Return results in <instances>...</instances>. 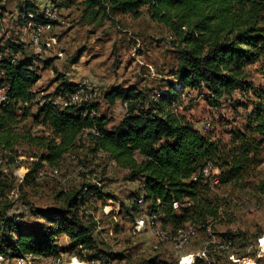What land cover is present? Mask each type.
<instances>
[{"label":"trees","instance_id":"1","mask_svg":"<svg viewBox=\"0 0 264 264\" xmlns=\"http://www.w3.org/2000/svg\"><path fill=\"white\" fill-rule=\"evenodd\" d=\"M81 1L83 12L91 20H95L97 14L101 18H110L116 13L137 17L141 7L146 6L150 17L162 23L176 41L179 66L175 74L179 80L184 86L205 88L214 99L231 94L239 86H248L244 72L247 65L258 64V72L264 77V0ZM26 4L20 13L25 19L28 10L38 8L29 1ZM31 13L33 17L29 20L42 23L41 15ZM2 18L0 11V20ZM18 53L20 58L15 57ZM36 61L35 56L25 53L22 43L8 40L7 47H0V89H5L7 97L6 102L0 103V159L4 164L18 166V157L24 155L19 149L21 145L40 150L27 157L30 161L22 183H32L43 168H58L67 154L85 150L95 156L101 152L126 170V180L140 183L141 195L137 198L143 203L150 202L148 212L154 221L159 218L162 230L173 234L189 223L202 230L212 227L221 207L216 198L214 201L206 195V187L196 172L211 160L219 168L221 182L235 184L249 162L251 145L255 149L253 139L227 151L211 136H201L189 120L171 111L170 104L180 93L173 85L159 90L155 100L129 86L113 87L105 94L108 104L120 99L126 103V108L112 128L106 127L105 116H97L92 111V103L82 102L60 110L48 98L53 96L50 92L41 96L45 99L40 104L38 91L32 90L39 79ZM73 87L75 84L61 80L54 92L73 90ZM255 97L256 103L246 115V125L250 131L263 134L264 91L256 93ZM24 101L27 107L18 113L19 104ZM32 106L36 108L34 113L29 112ZM35 126L39 131L33 130ZM87 129L95 134L83 132ZM242 135L245 138L246 133ZM194 174L195 180L192 179ZM260 189L264 195V182ZM58 197L61 204L56 207L32 209L34 215L52 226L51 229L28 226L19 215L9 213L7 206L0 204L1 257L57 256L54 238L61 234L69 238L70 249H76V260L82 263L109 264L111 258L120 256L121 253L106 255L94 236L98 220L84 208L92 200L105 202L115 197L88 181L59 193ZM184 199L188 205L177 215L172 207L178 208V202ZM136 203L126 209L128 215L137 210ZM164 220L175 224L190 221L179 228H168ZM154 262L151 259L146 264ZM194 264L205 263L196 259Z\"/></svg>","mask_w":264,"mask_h":264},{"label":"rangeland","instance_id":"2","mask_svg":"<svg viewBox=\"0 0 264 264\" xmlns=\"http://www.w3.org/2000/svg\"><path fill=\"white\" fill-rule=\"evenodd\" d=\"M28 1L37 4L38 8L27 13L34 12L39 16L40 7L46 4H54L57 11L54 21L44 27L46 32L40 30L38 46L44 48V53L36 54L30 44L29 29L35 31L38 23L20 15ZM0 9L3 13L0 47H7V41L13 40L23 44L26 54L35 56L39 80L32 90L38 91V99L42 93L52 92L56 96L62 90L54 92L61 77L65 83L75 86L82 83V79H88L96 87L93 88L94 99L89 102L94 106L91 109L97 116H105L106 127L112 128L125 113L120 99L114 104H108L105 99V94L113 87L129 86L155 100L159 90L170 89L173 85L180 93L170 104L171 111L189 120L201 136H211L227 151L241 146L245 140L253 139L256 143L255 149L251 145L253 151L249 153V162L235 184L221 182L219 172L220 183L201 182L206 187V195L214 201L216 198L221 208L212 227L203 230L199 227L190 238L184 249L186 255H191L188 261L175 252L170 239L157 244L154 231L162 225L159 218L154 221L150 216V202L143 203L137 198L141 195L140 183L126 180V170L117 167L101 152L95 156L85 150L67 154L58 168H43L38 178L24 184L22 178L30 161L27 157L40 150L21 145L19 149L24 155L18 157V166L0 164V204L6 205L9 213L19 215L28 226L51 229L52 226L34 215L32 209L56 207L61 204L59 193L88 181L115 197L84 205L85 212L98 220L99 227L94 236L106 255L121 253L111 258L109 264H146L151 259L154 264H194L196 259L205 264H264V195L260 189L264 182V132H252L246 125V115L256 103L255 94L264 91V77L258 72V64L247 65L244 69L248 86H239L231 94L214 99L205 88L184 86L179 80L175 74L179 66L176 41L162 23L150 17L146 6L141 7L137 17L116 13L110 18H101L97 14L95 20L83 12L81 0H0ZM20 56L18 53L15 57ZM54 99H50L52 104ZM35 109L32 106L29 112L34 113ZM33 130L39 131V127L35 126ZM243 133H246L245 138ZM90 169L94 170L89 172ZM196 173L199 174V170ZM133 203L138 207L130 216L126 209ZM187 205L184 199L173 211L179 215L180 209ZM134 221H140L143 232L133 229ZM189 221L175 224L164 220V226L179 228ZM209 240L212 243L208 251L194 254ZM225 240L231 241L228 254L212 252L217 241ZM54 244L58 249L57 256H0V264H72V259L77 258L76 249H70L67 236H55ZM92 264L104 263L95 261Z\"/></svg>","mask_w":264,"mask_h":264},{"label":"built area","instance_id":"3","mask_svg":"<svg viewBox=\"0 0 264 264\" xmlns=\"http://www.w3.org/2000/svg\"><path fill=\"white\" fill-rule=\"evenodd\" d=\"M40 8H41L42 12L49 13L50 16H54V11H55V5L54 4H46L45 6H41ZM65 20H67V19H65ZM43 31L46 32V28H43ZM29 33H30V35H29L30 36V44H31V47L33 48L34 52L36 54L44 53V48L36 46V39L34 36V30L29 29ZM45 39H52V38L45 37ZM82 81L87 82V84L89 86V90H90V88H96L94 86V84L91 81H89L88 79H82ZM44 94H46V93H42V95H44ZM77 95H82V100H85V98L87 97V94H79V91L77 92ZM48 98H58L60 101V110L69 108L71 106H78V103H75V97L52 96V97H48ZM44 99L45 98H42V97H41V99H39L40 104H42L44 102ZM6 101H7V97H6L5 89H0V103L6 102ZM123 106H124V108H126V103H123ZM25 107H27V101H24V102L19 104V108L17 109L18 113H20L22 111V109ZM83 132L94 133L90 129H87ZM72 156L73 155H71V158H72ZM2 162H4V161H0V164ZM218 172H219V168L217 166H215L212 162H207L199 170V174H200L199 180H200V182H203V183H209L210 182L213 185H216V181H220L219 177H218ZM192 178L195 180L196 175L194 174L192 176ZM97 182H99V181H97ZM92 204H94L93 200H92ZM178 204H179V202H178ZM159 205H161L160 202H159ZM172 208L175 209L176 207H172ZM133 229L138 231V232H143V226H140V221H134L133 222ZM200 251H205L204 245L200 246L198 251H196L194 254L199 253ZM175 252L181 256L182 260L188 261L189 256H191V255H186V251L184 250V244H175ZM212 252L224 253V244H221V241H218L217 247Z\"/></svg>","mask_w":264,"mask_h":264},{"label":"bare ground","instance_id":"4","mask_svg":"<svg viewBox=\"0 0 264 264\" xmlns=\"http://www.w3.org/2000/svg\"><path fill=\"white\" fill-rule=\"evenodd\" d=\"M56 12L57 11L55 9L54 16H50L49 13H44L42 11L40 12L41 13L40 15L42 18V23L37 24L35 31H34V36L36 39V46L39 45L40 30L43 29L44 27H48L49 23L51 21H54V19L56 17ZM27 17L32 18L33 14L31 12L27 13ZM78 91H79V94H87V97L85 98V100H82V95H77ZM56 96L75 97V103L81 104L82 102L92 101L94 99L95 94L93 93V88H90V90H89V86H88L87 82L82 81V83H78L73 88V90H60ZM52 102L58 108H60V101L58 98H55L54 101H52ZM91 134H95V132L94 133L91 132ZM84 136L85 135H83V137ZM0 161H1V159H0ZM198 229L199 228L197 225H195L193 223H189V224L185 225L183 229L178 230L177 232H175L173 234H170V233L162 230L159 227L154 231V234H156L155 236L158 239L157 244H160V242L162 243L165 240L170 239L173 243L174 249H175V244H184V249H185L186 245L189 243L190 238L197 232ZM211 243H212V241H210V240L204 242L203 245L205 247V251H208V247L210 246ZM216 243L218 244V241ZM221 244H224V252H226V254H228L227 252H229L230 248H231V241H229V240L221 241ZM214 247L216 248L217 245ZM154 248H157V246L155 245ZM72 264H85V263H82V262L74 259Z\"/></svg>","mask_w":264,"mask_h":264},{"label":"crops","instance_id":"5","mask_svg":"<svg viewBox=\"0 0 264 264\" xmlns=\"http://www.w3.org/2000/svg\"><path fill=\"white\" fill-rule=\"evenodd\" d=\"M36 5H37V4H36ZM38 80H39V79H38ZM38 80H37V82H38ZM61 80H63V81H64V78H63V77H61L60 81H61ZM37 82H36V83H37ZM36 83H35V84H36ZM35 84H34V85H35ZM32 88H33V87H32ZM117 167H118V166H117ZM123 170H124V169H123ZM130 182H131V181H130Z\"/></svg>","mask_w":264,"mask_h":264}]
</instances>
